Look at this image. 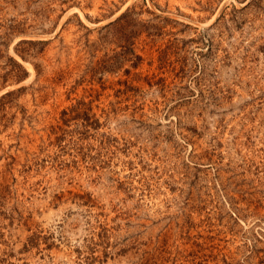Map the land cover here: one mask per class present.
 <instances>
[{
  "label": "rangeland",
  "instance_id": "374dc122",
  "mask_svg": "<svg viewBox=\"0 0 264 264\" xmlns=\"http://www.w3.org/2000/svg\"><path fill=\"white\" fill-rule=\"evenodd\" d=\"M0 264H264V0H0Z\"/></svg>",
  "mask_w": 264,
  "mask_h": 264
}]
</instances>
